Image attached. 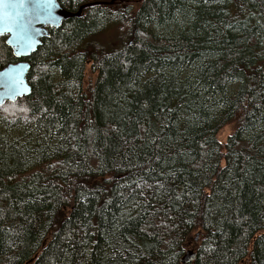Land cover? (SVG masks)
Wrapping results in <instances>:
<instances>
[{"label":"trees","instance_id":"16d2710c","mask_svg":"<svg viewBox=\"0 0 264 264\" xmlns=\"http://www.w3.org/2000/svg\"><path fill=\"white\" fill-rule=\"evenodd\" d=\"M25 59L0 264H264V0L96 3Z\"/></svg>","mask_w":264,"mask_h":264},{"label":"water","instance_id":"95a60500","mask_svg":"<svg viewBox=\"0 0 264 264\" xmlns=\"http://www.w3.org/2000/svg\"><path fill=\"white\" fill-rule=\"evenodd\" d=\"M101 2L114 0L88 2L77 11L65 8L59 0H51V5L47 0H0V36H6V44L19 59L0 68V105L31 93L28 79L31 63L25 58L50 35V28L60 27L64 20L81 15L83 8ZM195 254L189 249L181 261L194 260Z\"/></svg>","mask_w":264,"mask_h":264},{"label":"rangeland","instance_id":"374dc122","mask_svg":"<svg viewBox=\"0 0 264 264\" xmlns=\"http://www.w3.org/2000/svg\"><path fill=\"white\" fill-rule=\"evenodd\" d=\"M110 1V0H109ZM96 76V73L92 75V78L94 79ZM232 132V127L230 125L225 126L222 128L218 134V137L220 140L224 141L226 140L227 135H229Z\"/></svg>","mask_w":264,"mask_h":264},{"label":"snow or ice","instance_id":"6c2138e0","mask_svg":"<svg viewBox=\"0 0 264 264\" xmlns=\"http://www.w3.org/2000/svg\"><path fill=\"white\" fill-rule=\"evenodd\" d=\"M47 2L49 3V5H51V0H47Z\"/></svg>","mask_w":264,"mask_h":264}]
</instances>
